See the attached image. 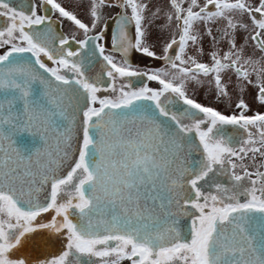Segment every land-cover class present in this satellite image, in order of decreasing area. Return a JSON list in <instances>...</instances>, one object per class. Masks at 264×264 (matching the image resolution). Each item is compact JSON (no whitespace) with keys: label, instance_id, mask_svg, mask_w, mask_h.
<instances>
[{"label":"snow or ice","instance_id":"6c2138e0","mask_svg":"<svg viewBox=\"0 0 264 264\" xmlns=\"http://www.w3.org/2000/svg\"><path fill=\"white\" fill-rule=\"evenodd\" d=\"M76 6L89 23L58 0H30L27 12L0 0V264H32L23 253L50 243L43 232L62 248L37 264H264V111L239 98L224 114L188 94L207 85L223 102L251 87L264 106V0ZM105 8L120 9L110 16L120 61L98 43L107 23L89 35ZM41 10L84 38L57 36ZM159 19L172 33L158 55L149 29ZM84 49L103 62L95 77ZM130 53L164 67L135 69Z\"/></svg>","mask_w":264,"mask_h":264},{"label":"flooded vegetation","instance_id":"af4514ba","mask_svg":"<svg viewBox=\"0 0 264 264\" xmlns=\"http://www.w3.org/2000/svg\"><path fill=\"white\" fill-rule=\"evenodd\" d=\"M155 1H160V3H152ZM30 0H10V3H12L14 6L15 5H20L21 9L24 11H28V5H29ZM35 2V0H33ZM59 3H61L66 9L73 11L75 14L78 15L80 19H82L84 22L89 23V17L87 15V8L86 6L84 7H78L76 6L77 4H87V0H58ZM143 2H146L149 4L150 7L154 6H161L164 9H167V4L168 0H143ZM119 8H105L104 12L105 15L102 18V21L98 28L95 30L93 33H89V35H95L99 33L103 28L104 24L107 23L108 29L107 31L104 32V38L98 43H101L105 47V52L106 54H111L113 55L117 61L121 60V57L119 53L116 52V50L112 46V36L115 31L116 25L112 23V20L110 19L111 15H115V13L119 12ZM40 14H47L51 17L52 19V27L57 36L59 35H64V36H70V35H76L78 39H83V34L76 30L74 26L71 24V22L67 21L66 19H62L58 16V13L54 12H48L45 13L43 10L40 11ZM147 23V22H146ZM164 23L163 19H159L154 22V24L151 26L149 31L151 32L150 36V41L155 45L154 50L157 52L159 55L162 51V45L164 42H166L170 37L172 33V29H165L161 30L160 25ZM40 26L41 28L45 27ZM128 33L130 36L134 35V26L129 25L128 26ZM74 49L77 47L76 44L71 45ZM205 47V53L207 54V51L209 50V45L207 41L204 43ZM223 47V46H222ZM89 48H91V43L89 45ZM4 49H0V53L3 52ZM82 51V56L86 55L88 59L85 61L88 70H87V75L92 78L95 77L97 74H100L102 69H103V62L99 58L98 54L96 56H92L89 49H84ZM190 54H194L193 50H190ZM205 54L204 57L201 59L206 60L207 55ZM259 55V53H257ZM129 63L132 64V67L135 69H138L140 71H146V72H151L154 71L158 68L164 67V62L156 60L154 58H148L143 56L140 53H130L128 57ZM45 62L50 66V67H55L54 64H52L50 61ZM69 75H71L69 73ZM106 80V77H105ZM129 82V81H126ZM130 82L135 88H139L143 86L144 84H148L150 87H157L155 82L148 81L146 78H141V77H132L130 78ZM230 99H225L223 102L218 101L214 95V93L207 87H198L192 84L188 85V94L190 98L195 99L197 102L205 105V106H211L216 108L217 110L221 111L224 114H233L237 112L238 110L235 108V104L238 102L239 98H243L245 103H247L252 110L249 112V114H252V112H257V111H264V106L259 105L255 99V90L249 87L245 92L239 93L238 90L234 88H230ZM107 93H100L99 95L103 96L106 95ZM180 104L176 103L174 105H169L170 109L173 111H176L177 109L180 108ZM187 122V121H186ZM225 131L227 134L232 135L234 130L232 129L231 126H226ZM219 182L226 183L227 178L226 177H219ZM53 213H48L44 214L43 217V222H49L50 217ZM36 239L40 240L41 237L44 239L50 240V243L44 247L41 248H36L34 245L29 244L27 246L26 251L23 253L24 255H28L29 257L32 258V264H37L36 257L40 258H46L49 257L50 254H57L59 250L62 248V240L63 237H57L56 235L48 232H43L41 234H35ZM124 264H128V262H124Z\"/></svg>","mask_w":264,"mask_h":264},{"label":"water","instance_id":"95a60500","mask_svg":"<svg viewBox=\"0 0 264 264\" xmlns=\"http://www.w3.org/2000/svg\"><path fill=\"white\" fill-rule=\"evenodd\" d=\"M17 139H19L22 143L31 146V142H32L33 138L31 136H29L28 134L23 133ZM191 158L199 159V154L198 153H193ZM184 222L186 223L187 221H184Z\"/></svg>","mask_w":264,"mask_h":264},{"label":"rangeland","instance_id":"374dc122","mask_svg":"<svg viewBox=\"0 0 264 264\" xmlns=\"http://www.w3.org/2000/svg\"><path fill=\"white\" fill-rule=\"evenodd\" d=\"M152 3H160V1H155V2H152Z\"/></svg>","mask_w":264,"mask_h":264}]
</instances>
